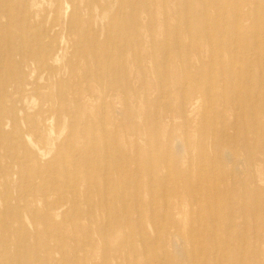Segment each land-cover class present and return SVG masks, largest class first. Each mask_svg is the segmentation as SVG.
I'll return each instance as SVG.
<instances>
[{
	"label": "rangeland",
	"instance_id": "374dc122",
	"mask_svg": "<svg viewBox=\"0 0 264 264\" xmlns=\"http://www.w3.org/2000/svg\"><path fill=\"white\" fill-rule=\"evenodd\" d=\"M72 17L79 43L53 66L74 57L83 67L84 47L100 58V85L38 115L36 97L56 102V88L22 49L37 31L55 40ZM0 58V191L21 215L0 201V227L12 234L0 233L1 261L35 235L31 206L39 232L61 220L52 215L50 229L44 203L23 195L37 187L53 203L64 186V255L39 236L26 244L31 260L50 246L43 264H264V0H0Z\"/></svg>",
	"mask_w": 264,
	"mask_h": 264
},
{
	"label": "bare ground",
	"instance_id": "6f19581e",
	"mask_svg": "<svg viewBox=\"0 0 264 264\" xmlns=\"http://www.w3.org/2000/svg\"><path fill=\"white\" fill-rule=\"evenodd\" d=\"M66 10H68V8ZM66 13H68V11H66ZM51 16H52L51 17V21L52 22L57 21V19L59 18V9L54 7V9H52V11H51ZM77 21H78V19L72 17L70 22L67 23L68 26L66 25L64 28L60 27L58 29V31H57L58 36L56 35L55 40H53V41L48 39L47 36L43 35L42 33L38 32V31L36 32L35 35L28 34V36L30 38H32V47L28 48V49L23 48L22 49L23 52H21V56L25 57V58H27V60H29L34 73H37V71L38 72L40 71L41 73H47V75H49V77H52L54 87L56 88V95H55L56 96V102L54 101V98H52L53 97L52 95H46V96L38 95V97H36L37 104H34V106H36V110L38 111V113H37L38 115H41L42 111H47V112L51 111V108L54 105V103H57V105H59V104L62 105L63 104L64 107H66V103H65L66 92L72 97L73 100L77 101L78 99H80V95L82 94L83 90L86 88L88 83L93 82L96 85H100L101 76H100V74L97 73V70L99 68L98 66L100 64V58L98 56H96V57H93L92 61H90L88 59V57L83 56L85 54V52H86L85 51L86 49L84 47L82 49L79 48V52H78L79 53V57H83V59H84L83 67H78V70H76V62L77 61L74 60V57L72 59H69V61L63 62L61 64V67H57L56 68V67L53 66V64H55V63L57 64V62L59 61V54H63V51H64L63 49L65 47L67 49H71V54L75 53L76 44H78L79 42H77V43L73 42L71 37L75 33L74 27H75V25L78 24ZM46 23H48V22H46ZM56 23H57V24H55L56 26L60 25L59 22H56ZM41 25H42V22H40L38 24H35L34 27L37 30V28H39V26L41 27ZM52 25H53V23H52ZM28 29H31V28L29 27ZM83 39L86 41L85 37H83ZM6 42H7V39H5V40L1 39V43H3V45H5ZM166 44H168V43H166ZM89 49L90 48H88V50ZM150 57L151 58L155 57V59H157V56L154 55V54H151ZM0 60H1V58H0ZM86 63H91V64L88 66V65H86ZM118 64H121V62H119ZM122 67L124 68V71H126L125 63H122ZM59 74H61L60 79L57 78V75H59ZM65 75L67 76V78H63V76H65ZM110 78L112 79V77H110ZM159 83H161V82H159ZM35 86H34V91L36 90ZM114 88H115L114 90H116V91L118 89L121 90L120 86H116ZM15 93H16V95H18V91H15ZM161 93H163V92H161ZM20 95L21 94H19V98L17 99L18 103L24 102V100L22 99V97ZM161 97H163V96H161ZM30 99H32V97ZM103 108H102V112H103ZM188 108L190 109V108H192V106H190V105L184 106L183 105L180 108L181 109V112H180L181 113V117H183V118L187 117L186 114H188V112H189ZM25 122H27V121H25ZM34 123H35V126H36V128L38 130L40 129L41 132L44 131L42 127L38 128L39 126H37L41 122H38V120L35 119ZM185 141H186V139H185ZM180 146L181 145H179V147ZM262 148L264 149V145H262ZM250 157H251L250 155L247 156L246 159H248V161L245 163V166H246V168H249V171H250V169H252L251 166H250L252 164V161H251L252 159H250ZM252 166H254V164ZM254 170L255 169H253L252 171H254ZM30 178L33 179V184L37 185L36 183H38V181H42V173H40V172L33 173ZM45 188H47V187H45ZM57 190H58L57 191V195H55L56 196V201L53 202V203L46 202V198L48 196H50L52 193H49V192H47V190H42V189H39L37 187L35 188V193L29 194V191H28L25 195L22 194L23 195V199L22 200L23 201H27V202L29 201L31 203L36 202V201L39 202V203L42 201V203H44V208L46 209V215H47V218H48V222L47 223H50V229L53 228V224L55 225V223L53 222V219H52V215H54L56 217H60L61 220H60V222H58V224H56V230H54L55 233L54 232H48V231L47 232L46 231L39 232V231H37V227L34 225V224H36L38 222L42 223V220H38L37 219V213L39 212V209H37V206L36 205L34 207L31 206L32 209H30L28 214H26L27 218L29 219V223H30L28 225L34 227V230L36 231V233H35V235L33 237L37 238L39 236H41V237L45 236V238L48 241H51V240H54V239L58 240L59 245L57 246L56 249H54V251H58L59 254L63 256L64 252H65V248H66L65 247V236H66V230H67L66 221H67V216H68L67 213H66L67 209L65 210V208H64L65 205H67V188H65L64 186H61ZM29 195H30V198L26 199L25 197L28 198ZM14 199L18 200L19 196L14 198ZM0 201L4 204V207L6 209V214H10V215L14 216L15 219L16 218L18 219L19 216H21L18 212H16L14 210L15 208H12V207L8 208L9 203H11V199H10L9 195L7 194V192L0 191ZM27 202H25V204H28ZM28 208L29 207L27 206L26 209L29 210ZM52 213H54V214H52ZM26 216H25V219H27ZM19 220H21V218ZM26 225H27V223H26ZM57 226H58V228H57ZM8 231H9L8 228L0 227V233L1 234H5ZM17 235L18 234L14 233L13 237L17 238ZM194 235L196 236L197 234H194ZM7 236L12 238V234H11L10 231L7 233ZM33 237L31 235H26V236H24L21 239L20 245L23 244V249H24L23 251L24 252L21 255L17 254L16 257L10 258L9 260H10L11 264H34L35 262H37L38 264L39 263L43 264V263H48L49 262V255L51 253L52 254L54 253L53 249H51L50 246L48 247L47 254L43 255L42 257L40 256V258H39V254H41L43 251L39 252V250L42 247H40V245H38L37 251L39 253L34 257L35 261L33 259L31 260V251H30L31 246H29L28 242ZM179 241H180V239H179ZM26 244L28 245V247L30 249L28 247H26ZM175 245H177V244H175ZM6 248H7L8 252L14 253V252H16L17 245H14V244H10L9 245V244H7ZM175 248H176V246H175ZM44 252L46 253V250H44ZM157 253H158V250H157ZM127 255L128 254H126V256ZM193 255H194V253H193ZM134 256H136V255H134ZM176 256H177V254H176ZM147 260H149V259H147ZM163 260L164 259H162V262H163ZM127 263L128 262L126 260V264ZM0 264H5V261H1L0 260Z\"/></svg>",
	"mask_w": 264,
	"mask_h": 264
}]
</instances>
